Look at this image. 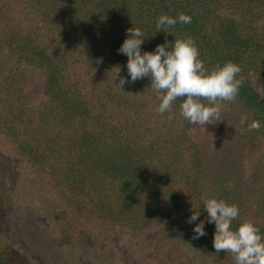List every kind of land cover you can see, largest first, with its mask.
Here are the masks:
<instances>
[{"label":"trees","instance_id":"trees-1","mask_svg":"<svg viewBox=\"0 0 264 264\" xmlns=\"http://www.w3.org/2000/svg\"><path fill=\"white\" fill-rule=\"evenodd\" d=\"M181 12L191 23L157 32L160 15ZM132 27L143 32L142 54L191 36L207 69L241 67L238 98L220 121L190 124L181 99L157 115L150 78L116 87L131 79L118 50ZM253 120L261 127L249 132ZM1 144L17 175L34 179L37 204L84 242L125 238L118 254L156 264L173 236L183 258L234 264L214 249L203 204H237L233 229L250 219L264 235V0H0ZM193 212L191 224L180 218ZM200 221L207 235L194 239Z\"/></svg>","mask_w":264,"mask_h":264},{"label":"clouds","instance_id":"clouds-1","mask_svg":"<svg viewBox=\"0 0 264 264\" xmlns=\"http://www.w3.org/2000/svg\"><path fill=\"white\" fill-rule=\"evenodd\" d=\"M177 23L189 24L191 17L183 12L177 18L160 15L156 20V30L159 32ZM142 36L140 28L127 30L128 38L118 51L128 57L126 67L131 79L120 77L116 87L122 91L125 84L150 78L149 90L160 101L156 108L157 115L171 112L175 101L181 99L180 116L190 124L206 126L220 121L222 107L226 103L236 102L238 98L243 85V79L238 78L241 67L227 61L207 69L191 36H181L174 43L157 45L153 52L145 51L142 54ZM116 69L117 77L120 68ZM241 123H245V120L242 119ZM260 127V122L253 120L247 130L259 131ZM203 205L207 222L215 224L213 247L217 253L222 251L231 254L234 264H264V235L261 229L250 219H243L235 229L232 227V222L240 215L237 204L211 197L205 199ZM199 216V212H193L187 222L191 224ZM193 231L196 234L194 239L207 235L205 222L200 221Z\"/></svg>","mask_w":264,"mask_h":264},{"label":"rangeland","instance_id":"rangeland-1","mask_svg":"<svg viewBox=\"0 0 264 264\" xmlns=\"http://www.w3.org/2000/svg\"><path fill=\"white\" fill-rule=\"evenodd\" d=\"M32 81V86H38L36 79ZM6 148L0 145V264H144L132 263L126 249L118 254V249L127 247L125 238H120L118 245L102 244L100 240L92 242L89 237L84 242L77 234L81 230L74 228V233L71 232L66 225L69 221L59 219L60 216L37 204L36 199L41 203L42 199L34 188V179L27 172V178L17 175L15 166L7 159ZM180 218L188 221L183 214ZM178 227L173 223L163 228L169 235L172 229L175 235ZM170 238L172 243H165L162 248H170V254L156 264H205L191 253L183 258L182 248L173 236Z\"/></svg>","mask_w":264,"mask_h":264}]
</instances>
